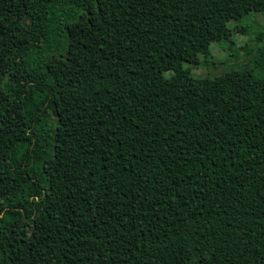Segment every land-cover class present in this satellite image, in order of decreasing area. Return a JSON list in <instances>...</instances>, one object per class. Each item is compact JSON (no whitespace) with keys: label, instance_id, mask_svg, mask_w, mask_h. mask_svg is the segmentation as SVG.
<instances>
[{"label":"trees","instance_id":"trees-1","mask_svg":"<svg viewBox=\"0 0 264 264\" xmlns=\"http://www.w3.org/2000/svg\"><path fill=\"white\" fill-rule=\"evenodd\" d=\"M258 12L0 0V264H264V47L219 76H164Z\"/></svg>","mask_w":264,"mask_h":264},{"label":"rangeland","instance_id":"rangeland-1","mask_svg":"<svg viewBox=\"0 0 264 264\" xmlns=\"http://www.w3.org/2000/svg\"><path fill=\"white\" fill-rule=\"evenodd\" d=\"M234 25L245 27L246 33L236 31L232 37L234 43L230 48L226 44H217L216 39L212 37L207 38L194 46L199 64L179 65L178 69L170 68L164 76L173 77L178 79L177 81L187 75L194 78L215 77L252 64L254 57L259 54L258 50L264 47V36L261 42L257 41V37L264 33V12L251 13L246 18L231 21L228 27L232 28ZM206 46L209 48L208 57L202 55ZM254 73L260 76L261 71L257 69Z\"/></svg>","mask_w":264,"mask_h":264}]
</instances>
